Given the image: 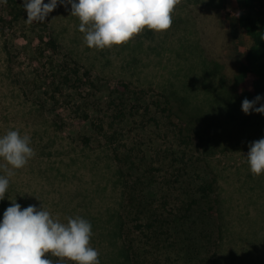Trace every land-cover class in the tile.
<instances>
[{
	"label": "rangeland",
	"instance_id": "rangeland-1",
	"mask_svg": "<svg viewBox=\"0 0 264 264\" xmlns=\"http://www.w3.org/2000/svg\"><path fill=\"white\" fill-rule=\"evenodd\" d=\"M0 6V15L7 18ZM237 14L235 0H178L167 30L145 28L120 45L95 49L84 44L71 6L58 4L49 13V32L61 46L57 58L78 61L98 78L101 83L99 89H90L91 99L84 98L85 89L71 87L54 98L53 86L40 80L37 68L25 59L23 47L33 38L30 25L4 21L0 135L10 129L28 134L34 154L24 167L13 169L0 201L6 206L15 201L22 208L43 205L62 222L68 216H82L92 225L90 244L98 251L100 264H129L118 228L120 168L104 134L95 131L105 115L104 95L126 80L163 102L168 94L182 97L196 125L211 131L203 143L213 154L210 166L219 177L225 227L218 264H264V173L253 175L246 159L249 142L264 137V115L244 113L235 95L234 66L244 62L251 45ZM244 85L250 88L252 80ZM110 127L106 125L113 133ZM134 136L140 142L149 139L142 131ZM151 139L164 151L172 137L159 132ZM0 165H4L0 174L11 167L2 158ZM46 255L53 262L60 259ZM63 264L75 262L64 259Z\"/></svg>",
	"mask_w": 264,
	"mask_h": 264
},
{
	"label": "trees",
	"instance_id": "trees-1",
	"mask_svg": "<svg viewBox=\"0 0 264 264\" xmlns=\"http://www.w3.org/2000/svg\"><path fill=\"white\" fill-rule=\"evenodd\" d=\"M235 2L238 25L251 45L244 62L234 66V91L241 101L245 97L252 100L258 94L264 96V0ZM0 5L7 13V18L0 15V29L5 27L4 21L12 26L26 21L23 0H0ZM50 21L48 15L44 22L28 23L33 38L23 47L25 59L37 68L40 80L43 77L49 87L53 86L54 98L71 87L85 89L84 98L91 99L90 89H99L101 82L78 61L57 58L61 46L49 32ZM249 79L252 85L247 88L244 84ZM104 99L105 115L95 131L104 134L120 168L118 228L127 262L218 264L225 227L219 177L210 166L213 154L203 143L211 131L196 125L186 100L174 94L165 95L163 102L121 80L109 88ZM260 103L264 100L257 106ZM77 109L82 111V106L77 105ZM250 114L264 115L255 111ZM88 115L85 111L86 118ZM107 124L111 125L110 131L115 130L113 133L107 131ZM139 131L149 134L148 141L135 139ZM159 132L172 137L164 151L155 148L151 139ZM120 139L124 144L119 143ZM7 207L0 201V218Z\"/></svg>",
	"mask_w": 264,
	"mask_h": 264
},
{
	"label": "clouds",
	"instance_id": "clouds-1",
	"mask_svg": "<svg viewBox=\"0 0 264 264\" xmlns=\"http://www.w3.org/2000/svg\"><path fill=\"white\" fill-rule=\"evenodd\" d=\"M178 0H23L26 22H44L58 4L70 5L71 15L89 48L104 49L129 41L145 28L167 30ZM264 96L244 98L242 111L264 114ZM34 154L28 134L10 129L0 135V158L10 168L0 174V200L9 186L13 169L26 165ZM247 163L253 175L264 173V137L249 142ZM4 165H0L3 168ZM67 222L54 217L43 205L21 207L15 201L0 218V264H100L98 251L91 246L92 225L82 216H68ZM58 257L55 262L46 254Z\"/></svg>",
	"mask_w": 264,
	"mask_h": 264
}]
</instances>
